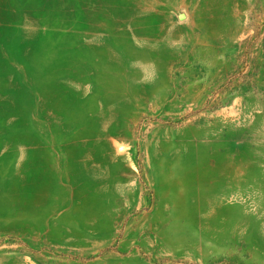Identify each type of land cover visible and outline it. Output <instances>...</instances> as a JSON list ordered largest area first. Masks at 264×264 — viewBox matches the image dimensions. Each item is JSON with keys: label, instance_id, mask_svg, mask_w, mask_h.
<instances>
[{"label": "rangeland", "instance_id": "obj_1", "mask_svg": "<svg viewBox=\"0 0 264 264\" xmlns=\"http://www.w3.org/2000/svg\"><path fill=\"white\" fill-rule=\"evenodd\" d=\"M0 264H264V0H0Z\"/></svg>", "mask_w": 264, "mask_h": 264}, {"label": "water", "instance_id": "obj_2", "mask_svg": "<svg viewBox=\"0 0 264 264\" xmlns=\"http://www.w3.org/2000/svg\"><path fill=\"white\" fill-rule=\"evenodd\" d=\"M183 18V16L181 15L180 17H179V19H182Z\"/></svg>", "mask_w": 264, "mask_h": 264}]
</instances>
